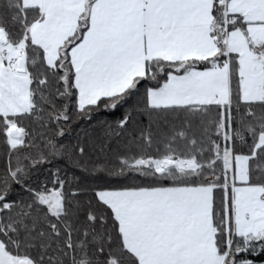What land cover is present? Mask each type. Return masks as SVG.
Instances as JSON below:
<instances>
[{"label":"snow or ice","instance_id":"snow-or-ice-1","mask_svg":"<svg viewBox=\"0 0 264 264\" xmlns=\"http://www.w3.org/2000/svg\"><path fill=\"white\" fill-rule=\"evenodd\" d=\"M0 264H264V0H0Z\"/></svg>","mask_w":264,"mask_h":264}]
</instances>
